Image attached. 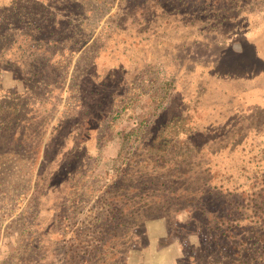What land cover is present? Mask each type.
<instances>
[{
  "label": "rangeland",
  "instance_id": "374dc122",
  "mask_svg": "<svg viewBox=\"0 0 264 264\" xmlns=\"http://www.w3.org/2000/svg\"><path fill=\"white\" fill-rule=\"evenodd\" d=\"M5 10L59 43L38 52L1 28L0 264H252L209 242L238 220L254 252L264 230V0ZM173 120L192 152L182 190L140 188L145 146Z\"/></svg>",
  "mask_w": 264,
  "mask_h": 264
},
{
  "label": "trees",
  "instance_id": "16d2710c",
  "mask_svg": "<svg viewBox=\"0 0 264 264\" xmlns=\"http://www.w3.org/2000/svg\"><path fill=\"white\" fill-rule=\"evenodd\" d=\"M13 12H9L8 10H5L3 12H0V45L5 44L9 40V36L6 34L5 31H3L1 28H4L6 31L11 30H17L22 29L19 27H14V23L12 18H9L8 15H12ZM21 23L20 20L17 21V26ZM27 28L22 29L23 32L26 34V39L29 40L30 43L34 45V47H37L35 50L38 52H48V49L50 48V44L55 40L49 38L48 43L41 41L40 37V29L37 23L29 21L26 23ZM59 43V41H57ZM56 42V43H57ZM67 59L65 62V73L67 74V69L69 67V62ZM57 77H54L53 83L50 82L51 86L55 88L57 85ZM172 122L168 123L167 125H164L160 131H158L157 136L154 137V139L149 143V145L145 146L146 154L149 156L148 159L142 161L141 163L146 168H140L137 171L136 181L139 180L140 188H155L157 186L164 187V193L166 194H175L177 195V192H175V188L178 190H182L181 185H175L179 182L183 176L188 175L191 164V147L186 148H179L177 147L179 145L178 140V134H172V129H178L180 126H176V123ZM180 122V120H177ZM138 129L131 130L125 137L124 142L128 137H131L132 135L137 134ZM183 144V143H182ZM178 148V149H177ZM193 153L197 154V148H193ZM135 156L132 157L134 160ZM141 165V167H143ZM124 174V173H123ZM117 180L119 182H122L125 175H123ZM169 178V179H168ZM129 181L132 180V177L128 179ZM168 183V184H167ZM175 185V186H174ZM174 187V188H173ZM173 189V190H172ZM139 190V189H138ZM137 190V192H138ZM171 190V191H168ZM134 192V191H132ZM262 206H264V200L260 203ZM261 206V207H262ZM260 207V208H261ZM264 213V211H263ZM223 220V219H222ZM223 222V221H222ZM221 222V223H222ZM245 227L240 226L238 224V220H236V223L234 225H231L229 229H227L225 232H221L220 234L215 235L214 239L210 240V244L214 242V247H218L219 249L224 248V245L222 243L225 240H230V244L232 245L233 252L232 257L233 258H242L245 252V259L249 260L252 264H264V245L262 242H264V230L261 232H255L252 238H257L256 242L253 243V249L254 252H247L243 245H245ZM235 243H232V242ZM262 241V242H261ZM241 242V243H240ZM258 243V244H257ZM208 245V244H207ZM216 247V248H217ZM242 249V250H241ZM225 250V249H222ZM244 250V251H243ZM261 259V261L259 260ZM85 260V259H83ZM234 262V261H233ZM244 261H241L240 263H243ZM263 262V263H262ZM239 264V263H238Z\"/></svg>",
  "mask_w": 264,
  "mask_h": 264
}]
</instances>
